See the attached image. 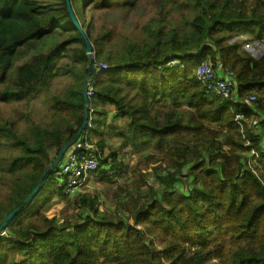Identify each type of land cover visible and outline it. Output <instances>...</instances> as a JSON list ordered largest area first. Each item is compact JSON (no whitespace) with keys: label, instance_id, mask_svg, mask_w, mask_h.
<instances>
[{"label":"trees","instance_id":"1","mask_svg":"<svg viewBox=\"0 0 264 264\" xmlns=\"http://www.w3.org/2000/svg\"><path fill=\"white\" fill-rule=\"evenodd\" d=\"M69 4L94 51L90 137L103 156L108 136L118 146L97 175L109 180L125 173L118 152L147 155L131 183L135 193L119 201V215L102 213L96 195L78 194L72 218L48 216L54 199L66 200L55 178L59 165L0 235V264H264V57L253 59L244 49L264 43V0ZM86 7L148 16L150 41L115 43L111 28H96L93 18L87 23ZM242 35L248 39L240 42ZM85 50L66 0H0V106L14 113L0 112V225L83 123ZM202 59L234 73L238 99L255 100L234 104L207 93L195 76ZM62 76L70 82L51 92ZM43 94L46 111L39 120L28 108ZM248 150L260 156L263 172H252L241 155ZM144 186L149 192L142 200Z\"/></svg>","mask_w":264,"mask_h":264},{"label":"rangeland","instance_id":"2","mask_svg":"<svg viewBox=\"0 0 264 264\" xmlns=\"http://www.w3.org/2000/svg\"><path fill=\"white\" fill-rule=\"evenodd\" d=\"M43 1L47 2L50 0H43ZM84 16L87 20V23L91 22L93 18V22L96 28H99L101 26H106L111 28L113 30L115 43L119 44L121 42L126 41L125 39L128 38V40L136 44V46H144L146 43L150 41V30H148L149 27H144V25H149L148 16L146 17H141L138 15L122 16L120 14L107 15L106 13L103 12L92 13L87 7L84 8ZM108 21H111L113 25ZM134 22L136 23L135 25H137V27H135V25L133 24ZM149 26L150 28L154 27L153 25H149ZM165 29L167 30L168 27L166 26ZM236 38H240L241 39L240 42L245 39H248L246 35H242ZM235 40L238 41L239 39H234L233 41ZM244 49L249 53V55L253 59H259L260 56L264 57V43L253 42L250 45L245 44ZM203 60L204 59H202V61ZM69 82H70V78L68 76H62L60 78H57L56 80L52 81L50 90L51 92H56V91L62 92L65 86H67ZM11 109H13V107H6L5 105L0 106V112L4 117L14 116V113L11 111ZM28 110L32 113L33 118H37L41 120L46 111L45 94L33 100ZM235 121L236 123L240 122L237 121L236 119ZM246 123L247 125L250 126L249 121ZM239 126L241 133H243L244 130L243 123L241 122ZM254 127L255 126L252 125V129H254ZM110 136H108L107 137L108 140L105 141L106 150H104L105 155L103 156V158L106 155L108 156L110 152L113 151L112 149L114 148L112 145V140L114 138H110ZM116 146H117V140H116ZM249 146H250L249 142H246L245 147L248 148ZM145 155H147V152H131L130 150L122 153L118 152L119 161H121L122 164L127 168V170L125 169V173H123L122 176L118 179L110 178L109 180L108 179L101 180L99 175H96V177L93 178L91 183L86 188H84V191H82L79 194L96 195L99 198V200L103 203L102 213L119 215L118 211L121 212L119 201L120 203L125 201V197H127L126 192L135 193L134 187H132L131 183L133 180H138V173L136 171V168L138 166L142 167L144 165L143 158ZM241 155L243 157H247L246 162L255 175H257L259 171L263 172L261 164L258 161L259 159L261 160V158L254 150H248L247 153L243 152ZM152 180H153L152 177L147 178V182L149 184ZM140 189H141V194H140L141 199L144 200L143 198L145 197L146 193L149 192L148 187L144 186ZM155 189L158 190L159 188L155 187ZM65 199L66 200L63 201L54 199L52 204L48 206L46 214L50 217L57 216L59 217V219L72 218V215L75 214L74 209H72L71 207L72 205L71 202L73 198H65ZM125 213L126 216L129 215L128 210H126ZM157 248L158 250L161 249L160 246L158 245ZM95 264H113V263L97 259ZM210 264H217V263L211 262Z\"/></svg>","mask_w":264,"mask_h":264},{"label":"built area","instance_id":"3","mask_svg":"<svg viewBox=\"0 0 264 264\" xmlns=\"http://www.w3.org/2000/svg\"><path fill=\"white\" fill-rule=\"evenodd\" d=\"M170 65H175L170 62ZM100 70H107L105 63L99 64ZM197 81L205 87L207 93L214 95L222 101L231 100L234 104H246L253 102L255 96L238 99L234 95L235 75L224 69H216L210 59L197 63L195 70ZM88 99L94 95L92 84L86 93ZM93 108L87 109V122L79 138L68 149L61 163L59 171L55 174L57 184L65 198H74L84 191L94 177L103 161V155L96 143L91 139L90 132L93 129ZM240 121L241 115L235 117Z\"/></svg>","mask_w":264,"mask_h":264},{"label":"water","instance_id":"4","mask_svg":"<svg viewBox=\"0 0 264 264\" xmlns=\"http://www.w3.org/2000/svg\"><path fill=\"white\" fill-rule=\"evenodd\" d=\"M66 6H67V10L68 13L75 25V27L79 30L80 34L83 36L84 41H85V48H86V55L88 57V61H89V70H88V74L87 77L85 79V83L83 85L82 88V97H83V101H84V120L83 123L81 125V127L79 128V130L76 132V134L74 135V137L68 142L66 143L61 149L60 151L57 153V155L55 156L54 160L52 161V163L50 164V166L42 173V175L39 178V181L36 185V187L31 191V193L29 194V196L25 199V201L23 202L22 205H20L18 208H16L14 211L10 212L5 220L3 221V223L0 225V235L3 236L5 234V231L8 227L9 222L18 214L20 213V211L22 209L25 208V206H27L29 203L32 202V200L34 199V197H36V195H38L39 193V189L41 188L43 181L45 179V177L53 172L55 169L58 168V166L60 165V163L62 162V160L64 159V156L66 155L68 149L73 145V143L79 138L82 130L84 129L86 122H87V109L89 106V99L86 95L87 90L89 89L90 85L92 84L93 81V77L96 71V66L94 63V51H93V47L90 44V42L86 39L85 34L83 32V30L79 27L77 21L74 18V15L71 11L70 8V4H69V0H66Z\"/></svg>","mask_w":264,"mask_h":264},{"label":"crops","instance_id":"5","mask_svg":"<svg viewBox=\"0 0 264 264\" xmlns=\"http://www.w3.org/2000/svg\"><path fill=\"white\" fill-rule=\"evenodd\" d=\"M108 123H110V121H108ZM112 145H113L114 148H117V146H116V140H114V139L112 140ZM128 150L129 149H126V150H124V152L125 151H128Z\"/></svg>","mask_w":264,"mask_h":264},{"label":"clouds","instance_id":"6","mask_svg":"<svg viewBox=\"0 0 264 264\" xmlns=\"http://www.w3.org/2000/svg\"><path fill=\"white\" fill-rule=\"evenodd\" d=\"M63 161V160H62ZM62 163V162H61ZM61 163H60V165H61ZM59 167V166H58ZM96 175H97V173H96Z\"/></svg>","mask_w":264,"mask_h":264},{"label":"bare ground","instance_id":"7","mask_svg":"<svg viewBox=\"0 0 264 264\" xmlns=\"http://www.w3.org/2000/svg\"><path fill=\"white\" fill-rule=\"evenodd\" d=\"M205 60V59H204ZM53 178V177H52Z\"/></svg>","mask_w":264,"mask_h":264}]
</instances>
